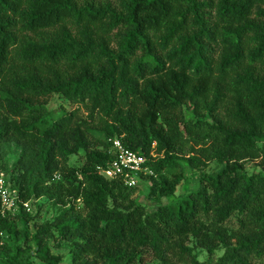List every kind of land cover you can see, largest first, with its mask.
Wrapping results in <instances>:
<instances>
[{"label":"trees","instance_id":"16d2710c","mask_svg":"<svg viewBox=\"0 0 264 264\" xmlns=\"http://www.w3.org/2000/svg\"><path fill=\"white\" fill-rule=\"evenodd\" d=\"M0 168V264H264V0H0Z\"/></svg>","mask_w":264,"mask_h":264},{"label":"built area","instance_id":"2783aa9c","mask_svg":"<svg viewBox=\"0 0 264 264\" xmlns=\"http://www.w3.org/2000/svg\"><path fill=\"white\" fill-rule=\"evenodd\" d=\"M111 147L115 153L114 159L102 173L108 178H121L126 186L134 187L152 170L146 165L147 158L136 151L127 148L119 137L110 138ZM22 202L18 192L6 182L5 172L0 168V211L15 212L18 204ZM28 208L29 202H23Z\"/></svg>","mask_w":264,"mask_h":264},{"label":"rangeland","instance_id":"374dc122","mask_svg":"<svg viewBox=\"0 0 264 264\" xmlns=\"http://www.w3.org/2000/svg\"><path fill=\"white\" fill-rule=\"evenodd\" d=\"M52 101H53L52 105H56L62 102L68 105V107L72 106L71 104H68L67 101H64L63 99L59 97H55ZM17 154H18V150L15 148V146H12V149L8 156L9 161L12 162L14 158L17 156ZM83 155H84L83 152H81L78 155H73L71 158V163L80 165L83 161ZM253 164H255V162H248L249 166L253 167ZM219 165H220L219 163L214 161L210 163L209 167L207 168V171L213 172L219 167ZM198 176H199L198 172L188 171L185 180H183L182 183L177 187L175 198H178L182 194H185L190 189H195L198 185ZM5 177L7 178L6 173H5ZM149 185H150V180L148 177H145L142 180H140L138 185H136L135 190L132 192V197L138 202L147 204L149 209L153 210L156 207V203L148 199ZM168 201L169 199L167 198H164L162 200V202L164 203ZM38 203L42 204L40 210L38 211V219L52 218L53 216L58 214L61 208L60 206L55 205L50 200H46L44 198H41L40 200H38L37 204ZM28 208L31 209L33 213L36 212V206L34 204H29ZM204 257H205V254H201V258H204ZM67 258L68 257H66V259ZM65 264H69V262L66 261Z\"/></svg>","mask_w":264,"mask_h":264}]
</instances>
